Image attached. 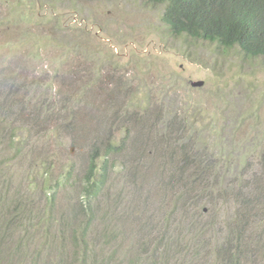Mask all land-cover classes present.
<instances>
[{
  "label": "rangeland",
  "instance_id": "1",
  "mask_svg": "<svg viewBox=\"0 0 264 264\" xmlns=\"http://www.w3.org/2000/svg\"><path fill=\"white\" fill-rule=\"evenodd\" d=\"M163 9L0 0V196H25L33 212V225L13 226L6 241L28 249L9 264H29L37 250L36 264H82L73 238L89 240L91 255L115 253L108 264H166L168 251L167 264H197L185 252L195 237L172 224L183 213L199 230L218 228L202 233L211 260L199 263L216 264L240 202L264 205V56L172 34ZM91 155L104 184L83 235L89 214L75 209ZM251 216L252 240L264 211ZM165 224L176 236L163 238Z\"/></svg>",
  "mask_w": 264,
  "mask_h": 264
},
{
  "label": "trees",
  "instance_id": "2",
  "mask_svg": "<svg viewBox=\"0 0 264 264\" xmlns=\"http://www.w3.org/2000/svg\"><path fill=\"white\" fill-rule=\"evenodd\" d=\"M146 1L153 4H164L161 20L172 34L215 43L223 49L236 48L247 56H264V0ZM5 82L3 77H1L0 85H3ZM34 121H36L35 118ZM167 122L165 123L164 131H166V127L172 126L171 123ZM164 137H166L165 132ZM162 142H166V139H162ZM103 184L104 172L98 168L94 155H91L87 172L80 184V186H82V190L80 191L82 205L78 210L75 209L77 212L85 207L84 211L89 214V217L86 219L88 224L83 228V230L85 229L82 232L83 235L87 234L88 231L86 232V230L88 225L93 222V218H91L93 211L91 201H94L98 197L103 188ZM19 195L20 194L16 197ZM53 198L54 195L52 196V199ZM251 200L252 199L244 198L243 202H240L241 205L237 208L236 214L234 215L238 220H233L231 224L227 226L228 228L225 230L226 235L215 249L217 253L215 252L213 257H215V259L219 258L218 261H215L216 264H246L247 262L251 263L264 259V246H257L259 239L262 234H264V226L262 227L260 224L261 222L264 225L263 216H261L257 222V227L260 229L262 228L258 235L254 236L252 240L248 239L247 235L252 225L250 221L251 215L262 214L264 205L258 210H255L254 207L247 208L252 205H249V202L253 201ZM256 200L258 199L256 198ZM174 213L176 212L174 211ZM31 215L33 216V212L29 208V203L25 196L24 199L16 198L13 201L4 199L0 196V220L5 216V228L2 231V236H0V264H9L12 255L22 256L27 254L25 250L28 249L24 241L17 242L14 249L10 250H7L8 246L6 241L9 242L11 240L14 230L13 226L20 225L22 222L33 225ZM186 221V215L183 213L180 218L172 223L176 225L175 231L177 233L181 234L186 231L185 234H190L195 237L194 243L189 248H186L185 252L189 251V253H192L193 260L195 259V263L197 264L207 260L210 262L211 259L205 260L208 256L206 253V239L209 237H203L202 233L205 231L213 232L214 235L218 228L199 230L195 227V221H187V223ZM71 224L72 223L66 224V227H70V232H78L77 229L73 230L74 228ZM160 233L165 240L166 235L170 237L176 236L174 232L172 235L170 234V228H166V224ZM72 236L74 235L72 234ZM71 241L73 243L74 252L78 253L83 258L82 264H108L113 261L115 253L114 255H104V258H102V256L91 255L88 250L87 241L89 240L87 239L86 242L83 239V243H77L75 238ZM252 243H254L255 246L252 247ZM79 244L83 245L82 249H84V251L79 249L77 246ZM40 251L41 250H37L35 254H31L29 264H36L39 262ZM2 252H11V254L4 256L1 255ZM165 253L166 251H164V254ZM67 254L68 253H66V255ZM169 258L170 254L168 251V254H166V264ZM73 260L72 256L64 257L58 264H70ZM151 261L152 264H157V261L161 262V258H159V256L156 259L151 258L150 262Z\"/></svg>",
  "mask_w": 264,
  "mask_h": 264
},
{
  "label": "water",
  "instance_id": "3",
  "mask_svg": "<svg viewBox=\"0 0 264 264\" xmlns=\"http://www.w3.org/2000/svg\"><path fill=\"white\" fill-rule=\"evenodd\" d=\"M190 84L193 87H200L204 84V81L203 80L192 81Z\"/></svg>",
  "mask_w": 264,
  "mask_h": 264
}]
</instances>
